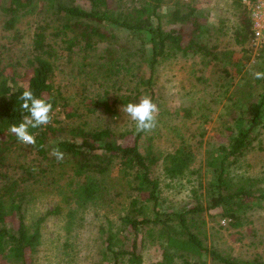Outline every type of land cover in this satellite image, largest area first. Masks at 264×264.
Masks as SVG:
<instances>
[{
	"label": "trees",
	"instance_id": "trees-1",
	"mask_svg": "<svg viewBox=\"0 0 264 264\" xmlns=\"http://www.w3.org/2000/svg\"><path fill=\"white\" fill-rule=\"evenodd\" d=\"M78 1L1 0L0 3V28L12 32L13 39L22 36L19 26L24 20L33 18L31 23L34 25L27 53L22 58L7 60L5 64L0 58V264L32 262L31 256L40 244L42 224L50 213L59 214L62 209L46 211L34 221L27 222L30 197L26 190L28 185L41 183L48 179L45 178L48 175L56 176L62 169L71 172L66 187L59 190L62 191L63 202L70 205L64 222L68 234L78 210L90 206L98 208L97 205L113 202L116 194L125 195L121 203L122 213L115 217L103 216L100 232L101 237L104 236L105 262L101 257L96 264H140L143 261L141 249L148 244L147 239L160 246L161 255L156 264H197L189 259L187 252L199 255V262H205L200 256L209 257L210 264H264L258 259L236 260L224 255L204 243L201 234L194 231L197 229V216L207 209H222L231 225L238 226L252 203L264 201L263 186L254 189L249 177H242L243 181L235 183V177L231 175V170H235V164L241 158L252 150L263 148L264 79H255L261 86L258 98L246 103L240 102L239 94L233 98L231 105L240 110V127L237 135L206 156L214 185L205 204L199 194L193 196V201L173 210L167 203L164 205V199L159 195L160 180L153 174V169L159 164L164 176L171 180L193 183L198 177L191 179L195 174L192 165L195 155L183 139L172 150L157 153L152 145L148 148L141 146L143 132L128 130L118 135L110 128H86L88 113L85 111L93 110L90 105L110 110L106 94L88 97L84 91L78 103L89 101L84 105L87 107L85 111L65 113L68 122L54 120L52 112L50 124L29 129L36 137L35 146L21 148L22 144L9 131V126L21 122L28 115L20 109L21 101L18 99L24 88L30 87L36 97L50 100L53 111L58 106L69 104L59 91L54 90L56 43H62L63 51L68 53L79 46V51L84 53L83 61L90 65L89 57H99L97 45L106 42L105 50H110L108 54L113 56L111 43L118 41L119 34L122 35L125 40L119 43L121 48L125 42L132 44L131 65L137 63L135 68L140 69L139 63L145 61L147 70L144 68L141 73L124 64L121 67L130 71V77L136 80L135 88L139 89L136 95L140 91L149 92L154 103L155 65L168 51L182 55L206 53L205 35L210 28L198 13L195 0H174L169 7L164 4L166 0H141L135 12L134 8L125 12L110 7L109 0H90L89 7ZM233 1L240 6L241 0ZM241 19L242 27L236 31L237 42L243 44L248 39L251 45L250 21L248 17ZM106 28L110 29L109 33ZM139 45L149 53L148 58H142ZM262 56L264 60V54ZM260 71L264 72V68ZM81 72L87 74L86 69ZM76 114L77 118L78 115L83 118V122L73 126L71 123L76 120ZM187 116L185 113L183 118ZM54 123L64 125L56 127ZM119 136L129 137L126 138L128 142H120ZM57 147L64 153L60 162L50 155ZM20 150L31 151L34 156L18 162L14 156L22 154ZM115 165L118 166V181H114L116 192L115 186L105 178ZM16 169L18 172L13 174ZM199 183L197 188L202 186L200 180ZM11 216L16 220L15 227L8 221ZM62 244L66 252L68 237Z\"/></svg>",
	"mask_w": 264,
	"mask_h": 264
},
{
	"label": "rangeland",
	"instance_id": "rangeland-1",
	"mask_svg": "<svg viewBox=\"0 0 264 264\" xmlns=\"http://www.w3.org/2000/svg\"><path fill=\"white\" fill-rule=\"evenodd\" d=\"M173 1L166 0L164 4L169 7ZM90 2L78 1L86 7L90 6ZM139 4L141 0L108 1L110 7L125 12H131L133 8L135 12ZM194 5L210 28L205 35L206 53L182 55L168 51L157 62L153 82L154 101L159 109L157 126L150 132H143L141 137V146L148 148L152 145V149L157 153L172 150L180 144L181 139L194 151L192 165L195 174L191 179L197 175L198 177L193 183L166 178L160 164L153 169V174L160 180L159 195L164 199V205L167 203L173 210L193 201V196L199 194L205 204L214 185L213 173L207 165L206 156L238 134L240 110L231 103L238 94L241 95L242 103L258 98L257 93L261 86L257 85L252 73L264 68V60L261 59L264 49L253 48L248 39H245L243 44L238 43L236 39V31L242 27L241 18L248 17L242 1L239 6L233 0H195ZM32 20L33 18H28L19 26L22 32L20 39H13L12 32L0 28V58L3 64L7 60L10 62L22 58L27 53L31 27H34ZM124 40L119 34L118 41L111 43L113 56L108 54L110 50H105L108 45L106 42L97 45L102 53L99 51V57H89L90 65L83 61L84 53L79 51V46L68 53L63 51L62 43H56L54 90L59 91L69 104L66 107L58 106L53 111L54 120L68 122L65 113L78 114L80 110L85 111L84 108L87 107L84 105L89 104V101L78 103L79 97L85 91L88 97L106 94L110 108L106 110L102 106L93 108L90 105L93 110L85 111L88 113L85 118L86 128H110L118 135L135 130L134 122L123 113L122 107L129 102H138L141 97H150V93L140 91V94L136 95L135 92L139 90L135 88L136 80L130 77V71L122 69L121 64L128 68L133 67L135 72L141 73L147 70V65L145 61L139 63L140 69L135 68V62L131 65L132 44L125 42V46L121 48L119 43ZM139 47L142 58H148L149 53L143 50V45ZM90 54H93V51ZM82 69H86L87 74H82ZM23 80L25 81V77ZM185 113H188L187 118H183ZM77 114L76 120L71 123L73 126L83 122V118L79 115L77 118ZM63 125L54 123L56 127ZM261 127L264 141V118ZM124 136H119L118 140L127 143L126 138L129 137ZM22 147L25 148L26 145L22 144ZM20 152L22 154L14 156V160L18 162L32 159L34 156L28 150ZM235 165L237 168L231 170L235 183L243 181L242 177H249L253 181L254 189L258 186L264 187V142L261 150L250 151ZM16 172L18 169L13 174ZM117 174L118 166L115 165L105 176L115 186V192L117 186L114 181H118ZM70 177L71 172L62 169L56 176L48 175L45 177L48 179L42 178L45 180L41 183H33L27 187L26 191L30 197L26 212L27 222L34 221L46 211L53 212L59 207L62 209L59 214L50 213L42 224L40 244L32 254L30 264H96L101 257L102 262H105L102 242L104 236L101 237L100 225L104 222V214L115 217L123 212L121 203L125 195L116 194L113 202L97 205L98 208L90 206L78 210L73 217V228L68 234L64 222L70 205L63 202L62 191L59 190L66 187ZM199 180L202 186L197 188ZM226 180L225 177L224 181ZM8 221L13 227L16 226V220L12 216ZM195 224L197 229L193 230L201 234L203 242L222 254L236 260L258 259L264 263V201L260 204L252 203L238 226L231 225L230 219L220 208L205 210L197 216ZM66 237L69 247L64 252L62 243ZM147 242L141 249L143 261L140 264H156L161 255L160 246L150 239H147ZM187 253L192 262L210 264L207 256H200L205 262H199V255Z\"/></svg>",
	"mask_w": 264,
	"mask_h": 264
},
{
	"label": "clouds",
	"instance_id": "clouds-1",
	"mask_svg": "<svg viewBox=\"0 0 264 264\" xmlns=\"http://www.w3.org/2000/svg\"><path fill=\"white\" fill-rule=\"evenodd\" d=\"M252 75L254 79H264V72L254 71ZM18 99L21 101L20 109L26 111L28 115L24 116L21 122L11 124L9 131L21 144L35 146L36 137L29 129L50 124L53 106L50 100L36 97L30 87L24 88ZM122 111L134 122L137 133L150 132L157 126L159 109L149 96L141 97L136 103H127L122 107ZM50 155L54 156L58 162L64 158L63 151L58 147L53 148Z\"/></svg>",
	"mask_w": 264,
	"mask_h": 264
},
{
	"label": "built area",
	"instance_id": "built-area-1",
	"mask_svg": "<svg viewBox=\"0 0 264 264\" xmlns=\"http://www.w3.org/2000/svg\"><path fill=\"white\" fill-rule=\"evenodd\" d=\"M248 14L251 28V45L264 48V0H241Z\"/></svg>",
	"mask_w": 264,
	"mask_h": 264
}]
</instances>
